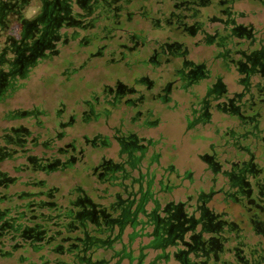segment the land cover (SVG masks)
Listing matches in <instances>:
<instances>
[{
  "label": "flooded vegetation",
  "instance_id": "obj_1",
  "mask_svg": "<svg viewBox=\"0 0 264 264\" xmlns=\"http://www.w3.org/2000/svg\"><path fill=\"white\" fill-rule=\"evenodd\" d=\"M39 1L38 13L26 18L23 12L33 6L31 0H0V106L2 120L12 123L0 129V163L9 161L12 167L25 166L50 175L68 171L76 163L83 165L86 154L91 156L89 176L96 180L88 189L75 188L78 193L75 201L71 200L72 192L69 197L62 194V199L68 201L65 207H77L80 217L88 218L93 226H99L101 216L111 224L112 236L104 244L111 247L112 241V251L103 254L95 249L94 242H88L81 244L84 257L95 259L104 255L113 259L115 245L126 244L125 229L134 224L127 218L131 207H135V211H143L145 215L140 223L142 237H152L151 241H156L164 251L156 257L158 260L172 257L179 264H264V0H166L165 4L161 0ZM241 2L256 8L237 7ZM249 19L256 20L258 27ZM64 28L73 29L70 39L79 38L77 44L82 47L111 39L112 43L97 45L95 51L88 53L90 60L103 58L109 50L107 62L89 65L84 60L57 74L63 78L58 79L59 83H70L69 75L81 72L83 80L101 83L98 85L101 91L90 90L89 96L79 99L74 107L57 101V107L52 108L46 98L39 106L30 101L23 102L28 107L7 108L15 91L27 85L36 67L60 53L59 43H68V33L61 32ZM79 31L87 33L80 37ZM145 32L153 33L154 44L148 42ZM191 41L195 42L192 53L188 48ZM204 48H210L209 58L201 56ZM132 53L143 59L148 70H160L170 76L169 84L157 93L152 92L156 80L149 79L150 71L137 80L143 88L139 90L123 80L102 79L108 65L127 62ZM194 59L203 60L196 63ZM217 71L224 73L228 83L221 82V76H214L215 81L210 83L208 79ZM174 84L180 85L190 100L194 93L189 91L192 84L197 90L203 88L206 94L200 114L186 120L188 128L199 124L204 132L217 129L218 145L201 157L207 165L204 171L212 174L208 191L193 188L191 193L190 186L166 185L164 176L157 181L154 191V180L144 188L141 179L131 178L125 171V165L135 161V151L144 152L153 144L151 139L139 135L147 124H154L147 120L151 112L140 108L144 99L151 97L163 102ZM231 85L236 89H230ZM133 109L136 112L130 114ZM119 111L129 113L132 128L125 129L119 124L116 113ZM45 119H52L53 129L46 125ZM67 130L79 135L59 145L69 136ZM36 149H41L40 154L35 153ZM97 149H102V156ZM109 149L114 153L112 157H106ZM17 160L22 163L16 165ZM16 181L7 171L0 170V188L6 189ZM218 181L221 183L216 189ZM30 184L47 186L46 179ZM97 184L106 185L102 192L107 195L100 194ZM109 188L113 189L112 219L109 208H102L101 201L109 198ZM174 188L184 190L185 198L175 201ZM56 193L58 187L24 193L30 198L29 211H39L43 216V209L56 210L59 204L55 201ZM1 197L10 200L6 195ZM37 197L48 199L36 200ZM148 203L152 204L149 212ZM21 207L0 208V217L10 215L0 225L1 235L10 224L18 227V217L27 216ZM32 216L14 231L21 232L22 245L34 248L46 234L35 223L38 215ZM148 227H152L151 233L145 231ZM51 235L46 242L57 234ZM76 245L71 242L67 250H75ZM168 248L170 253H166ZM62 249L63 244L54 250Z\"/></svg>",
  "mask_w": 264,
  "mask_h": 264
},
{
  "label": "rangeland",
  "instance_id": "obj_2",
  "mask_svg": "<svg viewBox=\"0 0 264 264\" xmlns=\"http://www.w3.org/2000/svg\"><path fill=\"white\" fill-rule=\"evenodd\" d=\"M162 4L167 3L166 0H161ZM154 2V0H153ZM152 2V3H153ZM237 7L244 8L246 10L254 9L256 8L253 4H250L248 2H241L237 5ZM39 11V5L31 6L29 9H26L24 11V15L28 18L32 17ZM249 21H253L250 20ZM247 22V20H245ZM107 23V22H103ZM109 23V22H108ZM253 23L257 26L258 23L256 20L253 21ZM132 24V23H131ZM263 24V23H262ZM14 26V25H12ZM18 27V25H15ZM258 27V26H257ZM129 28H133L131 25ZM72 28H64L61 30L62 33H68L67 38L68 43H59L57 48L60 49V53L49 59L42 61L36 69L31 74L27 85L18 88L15 93L13 94V99L9 100V103L7 104V108H13V107H28L29 104H23L34 101L35 104L39 106V102L42 100H47L48 102L52 103V108L57 107V103L59 101L65 102L68 107H74L76 102L79 101V99H85L89 96L90 90H94L97 93L101 91V87L98 86L101 83H90L88 81H85L82 79V76L84 74H81V72H77L76 75L73 74L71 77L69 75V81L70 83H59V80H63L62 77H58V73L65 69L68 65H75L78 66L82 64L85 61L88 60V53L90 51H95L97 45H103V44H110L111 39H105L100 41H93L91 46L89 47H82L78 43L79 38L74 41L70 39V34L72 33ZM163 31V30H161ZM157 31V32H161ZM85 33L84 31H79V36L82 37ZM161 33H165L164 31ZM17 33L15 32L14 35ZM112 34V33H111ZM100 36H108V33H99ZM145 38L148 37V42L150 44L155 43V36L152 32H145L144 33ZM154 36V37H152ZM77 37V36H76ZM95 40V39H94ZM153 40V41H152ZM87 41V40H86ZM85 41V42H86ZM112 43V42H111ZM86 44V43H85ZM84 44V45H85ZM87 45V44H86ZM190 45H188V48L190 49L191 53L193 52V49L195 47V42L191 41ZM148 43L145 45V49L148 48ZM210 48H204L201 50L200 54L201 56H204L205 58H209L211 56V52L209 50ZM108 52L109 50H106L104 53L103 58H91L87 61L89 65L92 64H101L106 61L108 58ZM198 57V56H197ZM143 59L139 57L137 54L132 53L128 57L127 62H115L113 64H110L107 66V69L102 75V79H111L112 80H123L127 85H130L131 87H134L138 89V83L140 78L143 74H146L150 71L153 78L156 80V83L159 82H166L165 84H169L168 82L171 81L170 76L168 77L165 75V72L162 73L160 70L157 72L156 70L153 71L147 69V65L142 62ZM107 62V61H106ZM148 70V71H147ZM80 74V75H79ZM78 75V77H77ZM68 76V75H67ZM76 76V78H74ZM86 77V75H85ZM59 79V80H58ZM109 85H112V83H108ZM161 84V83H159ZM97 86V87H96ZM232 90H235V85H231ZM139 90V89H138ZM198 90H203V88H199ZM173 93L179 96V99L174 97L173 104L176 105L175 108H169L166 104L158 101L157 99H152L151 97H147L144 99V103L140 108H143L145 110H149L151 114L155 116L157 120H159L158 126L152 127L150 130V134L157 136L156 139H159V141L162 144V147L170 154L171 151L174 150V148L178 149L181 148L180 153H177V156L175 158L176 161L179 162L181 165V168L193 166V165H199L201 164L200 156L206 152V150H212L214 149L215 145H218V141L216 139L217 136V129L213 127V129L208 130L210 134H207L204 132L203 129H188L187 124V118L185 116L184 110L182 108L183 104V98L186 96V93L181 90L180 85L174 84L173 85ZM188 97V95H187ZM47 98V99H46ZM58 101V102H57ZM136 109H133V111L130 114H134ZM117 118L119 121V124L122 123L123 128H132L134 126V123L129 122L128 117L129 113L126 112H116ZM149 114V115H151ZM2 107L0 106V129L3 126L11 125L12 123L4 122L2 120ZM144 121H146V118H144ZM19 122H15L14 124H17ZM45 123L48 127L53 129L54 122L52 119H45ZM113 124V123H112ZM139 124L137 123L135 126L137 127ZM145 129H148L147 126ZM189 130L188 132H191L185 135V131ZM69 134L68 137L60 141L58 143L59 145H62L63 143H66L71 140L73 136H78L79 134H72V131L67 130ZM194 132V133H192ZM1 135V131H0ZM162 137L164 140H161ZM44 137L40 139L42 141ZM198 141L201 143V145H197ZM187 144V147L185 149V145ZM204 147L206 149H204ZM41 149H36L35 153L40 154ZM99 152V156H102L103 151L102 149H97ZM203 151V153H202ZM106 157H112L114 154L112 149L107 150ZM185 155H182L184 154ZM97 161L96 158H94V163ZM22 163V160H17L16 165H20ZM92 158L88 154H86V157L84 159V164H78L76 163L72 169H69L68 171H57L54 173H51L50 175L44 174L40 170H32L30 168H26L25 166L21 167H12V163L9 161H4L0 163V170L7 171L10 176L17 178V181L10 185L7 189L0 188V192L2 194L6 193V195H15L14 203L22 204L26 201H29L30 198L27 200H21L17 199L18 195H23L24 193H30V192H38L40 190H48L50 187H58L59 193H56L55 201L59 204H62L64 206H67L68 201L65 199H62V194L66 195L67 197L69 193L72 192L71 200L75 201L77 197V192L75 191V188H78L79 186L83 187L84 189H88L90 185H92L93 181L96 179L91 175V170L89 169L92 165ZM89 169L87 173H82L83 170L86 171ZM188 169V168H187ZM84 174V175H82ZM209 174V173H208ZM84 176V177H83ZM87 176L89 178L86 179ZM46 179L47 186L40 188L38 186H33L30 183L37 182L38 180ZM207 185V184H205ZM97 186L100 188V194L101 195H107V193L102 192L105 188V184H97ZM188 186V185H187ZM189 192L193 193V187L192 185H189ZM109 192L112 193L113 189L109 188ZM184 190H176L175 193V201H178L177 199H184L185 196H183ZM17 195V196H16ZM43 199L47 200L46 197H37L36 200ZM110 198L103 199L102 202L106 204ZM164 202V201H162ZM5 205H7L5 203ZM75 207V206H73ZM150 207V206H149ZM44 212H48L47 209H43ZM150 230V228H149ZM150 237L141 238L140 244H148L150 241ZM124 241L127 242V238H124ZM19 243V242H16ZM139 243V240H136L134 243H132V246L136 247ZM7 249H9V242H7L6 246ZM120 245H115L116 249H119ZM147 256L144 260V264H149L151 261L154 260V256H156L155 251L152 249L146 250ZM20 254L21 259H20ZM107 256L109 254H106ZM41 257H46L49 260H54L60 258V256L55 255L51 252H47V249H43L41 252L35 253L31 249L26 250H17L13 253L12 256L8 258L0 257V264H39L41 263ZM109 257V256H108ZM62 259H64L63 256H61ZM170 262H162L160 261L159 264H179L178 262H175V259L172 257L169 259ZM162 262V263H161Z\"/></svg>",
  "mask_w": 264,
  "mask_h": 264
},
{
  "label": "trees",
  "instance_id": "obj_3",
  "mask_svg": "<svg viewBox=\"0 0 264 264\" xmlns=\"http://www.w3.org/2000/svg\"><path fill=\"white\" fill-rule=\"evenodd\" d=\"M39 0H31V3L34 5L40 6ZM24 14V12H23ZM25 16V15H24ZM26 17V16H25ZM28 18V17H26ZM9 174V173H8ZM41 188V187H40ZM7 189V188H6ZM0 194V208L2 206H8L12 207L14 205L16 206H23L22 209L27 211V216H20L17 219L18 227L21 228L25 225V221H27L28 218L33 217L32 213H35L37 216V219L35 220V223L40 225L41 228L45 231L46 237L41 241L40 244H35L36 247H30L26 245H22L21 239L22 235L20 231H14L17 230L18 227L10 224V226H6L5 230H2V235L0 233V257L8 258L13 255V253L17 250H26L31 249L33 252L38 253L41 252L43 249H50L53 254H56L60 256L58 259L49 260L46 257H42L41 263L39 264H122V261L127 259L128 264H133L135 260L139 261L142 259V256H140V252L143 248H146L145 246L139 247L137 249L139 255L135 256L133 253L135 252V249L129 248L127 250L128 244L134 243V237L138 236V233H133L132 235L128 236L129 242L128 244H125L124 246L120 247L119 249L115 248L116 254L114 258H106L104 255L97 257L95 259L84 257L83 253L81 252V244H86L88 242H94L95 249L101 250L103 254H105L107 251H112V241L111 247H106V244L104 242L108 241L110 237L112 236V230H111V224L106 221L105 218L100 217L99 218V226L98 225H92L93 222L89 221L88 218H81L80 212H78V208H71V207H65L62 204H58L56 207H58L56 210L53 209H47L48 212H44V215L41 216L39 214V211L30 212L29 206L27 204L29 203L26 201L25 203L18 204L14 203L15 195H6L10 200H3ZM17 196V195H16ZM17 199L21 200H27L29 197H26L23 195H18ZM5 203L7 205H5ZM112 205V203H110ZM111 205L109 206L108 212L110 213V218L112 219V209ZM141 212V211H140ZM139 212L130 211V216L127 218L130 221L134 222V224H140L142 221L135 219ZM143 213V211L141 212ZM133 214V215H132ZM10 215H5L0 217V225L3 222V219L8 220ZM12 217V216H11ZM109 219V218H108ZM5 221V222H6ZM133 224V225H134ZM31 226H26L24 228H30ZM10 231V233H9ZM57 234L55 238L50 239L49 242H46V239L50 236H53L51 234ZM109 238V239H108ZM63 239H66L65 242H62ZM112 239V238H111ZM97 240V241H96ZM9 242V249H7L5 246ZM19 242V243H16ZM71 242H76V249L75 250H67L69 244ZM89 243V244H90ZM63 244V251H55L56 248H61V245ZM106 247V248H105ZM148 248H160L158 245H156V241H151L148 245ZM22 254H20V259ZM61 256L64 257V259L61 258ZM158 260V258H157ZM139 262L135 264H139Z\"/></svg>",
  "mask_w": 264,
  "mask_h": 264
},
{
  "label": "crops",
  "instance_id": "obj_4",
  "mask_svg": "<svg viewBox=\"0 0 264 264\" xmlns=\"http://www.w3.org/2000/svg\"><path fill=\"white\" fill-rule=\"evenodd\" d=\"M200 38V36L196 37V40H198ZM191 58L193 59V57L191 56ZM204 58V57H203ZM201 60L203 59H194V61L196 63L201 62ZM206 68H209V65H206ZM149 79H154L152 74L148 75ZM214 76H221V79L224 84L228 83V78L225 77L224 73L221 72L219 73L218 71L213 73L210 78L208 79L210 81V83L215 81V78H213ZM126 84V83H125ZM142 84V83H140ZM147 83H143V85H146ZM127 85V84H126ZM141 85V86H143ZM167 84L165 83H153V86L155 87L152 92L157 93L159 92V89L161 87H166ZM130 86V85H128ZM131 87V86H130ZM138 89H140L141 87H137ZM143 89V88H141ZM193 90V100H190L189 97H184L183 98V104H182V108L184 110L185 116L188 120H193L195 117H197L200 114V108H201V101L206 99V94L204 90H197V88L195 87V84L192 86L190 85L189 87V91ZM168 99L163 101L162 103L166 104L169 108H175L176 105L173 104L174 101V97H176L177 99H179V96H177L176 94L173 93V86L169 88L167 94ZM191 102H193L192 107H191ZM194 110H197V112H193ZM147 120H149V123H154L153 125L151 124H147V128L148 129H144V131H142L139 135L140 137H145L146 139H151L153 144L149 147L146 148V150L144 152H137L135 151L133 154L135 155V161L131 164H127L125 165V171L126 173L131 177V178H136V179H141L142 180V184L143 187L145 188V186L147 185L148 182L151 183V180H154L155 184L153 185L152 190L156 191L157 190V181L160 179V177L164 176V183L166 185L169 186H173L174 184H179L180 186H189L192 185V187L196 190H202V191H208L209 187L212 185L211 184V173L210 172H205V168H206V163H204V161H202L201 157L205 156L206 154H210V150H206V152L204 154H202L200 156V160H201V164L199 165H191L189 167H185V168H181L182 164H179L178 161L175 160L177 153H180L181 148H174L173 151H171V153L169 154L163 147L161 142L159 141V139H156L157 136L150 134V130L152 129V127L154 126H158L159 124V120H157L155 118V116L153 114L148 115ZM194 130L196 129H201L199 124H196L195 126L192 127ZM192 128H188L189 130ZM185 131V135L187 134V132L189 130ZM191 132H188V134ZM194 133V132H192ZM205 133L210 134L208 131H205ZM161 140H164V138L162 137ZM197 145H201V143L198 141ZM187 147V144L185 145V149ZM204 149H206L204 147ZM203 153V151H202ZM132 154V155H133ZM182 155H185L182 154ZM126 155L123 156V158L126 160ZM138 159V160H137ZM188 168V169H187ZM90 169V168H89ZM89 169H87L86 171L83 170L82 173H87L89 171ZM169 170V171H168ZM209 173V174H208ZM84 175V174H82ZM84 177V176H83ZM86 177V176H85ZM129 182V181H128ZM221 183V181H218V185L216 187V189L219 187V184ZM207 184V185H205ZM176 189L174 188V192ZM184 194V193H182ZM176 200V199H175ZM180 200V199H177ZM150 206V207H149ZM147 211L149 212V210L152 208V204L148 203L147 206ZM131 211L135 212V207H131ZM133 215V214H132ZM136 218L137 220H142V218H144V214L143 213H138L136 214ZM150 228V230H149ZM146 232L151 233L152 232V227H148L146 230ZM133 233H138L139 237L135 236L134 237V242L136 240H139V243L136 247L132 246V244H128V241L125 242L126 244H128L129 247H127V250L130 248L135 249V252L133 253L135 256L139 255L137 249L139 247L145 246L146 248H143V251L140 252V256H142V259L139 261L135 260L133 262V264L139 262V264H144V260L147 256L146 250L148 249H152L155 251V255L154 256V260L151 261L149 264H159L160 261L162 260H155L157 259L156 257H158L159 255H162L164 253V251L161 248H148L149 243L152 240V237H150V241L148 244H140L141 238H146L145 236L142 237L143 234V230L140 226V224H129L126 229H125V233H124V238H128L129 235H132ZM120 248V247H119ZM171 249L168 248L166 253H170ZM162 262H170V260H163ZM161 262V263H162ZM175 262H178L175 260ZM122 264H128L127 259L122 261Z\"/></svg>",
  "mask_w": 264,
  "mask_h": 264
},
{
  "label": "water",
  "instance_id": "obj_5",
  "mask_svg": "<svg viewBox=\"0 0 264 264\" xmlns=\"http://www.w3.org/2000/svg\"><path fill=\"white\" fill-rule=\"evenodd\" d=\"M109 198L110 200L106 204H104L102 208L108 210L109 206L111 205L110 203H112V193L109 195Z\"/></svg>",
  "mask_w": 264,
  "mask_h": 264
}]
</instances>
